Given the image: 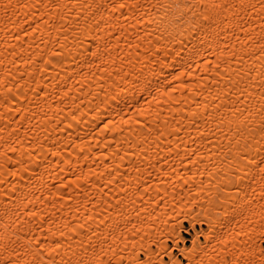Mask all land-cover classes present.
<instances>
[{
    "label": "bare ground",
    "instance_id": "bare-ground-1",
    "mask_svg": "<svg viewBox=\"0 0 264 264\" xmlns=\"http://www.w3.org/2000/svg\"><path fill=\"white\" fill-rule=\"evenodd\" d=\"M260 156L264 0H0V264H264Z\"/></svg>",
    "mask_w": 264,
    "mask_h": 264
},
{
    "label": "rangeland",
    "instance_id": "rangeland-1",
    "mask_svg": "<svg viewBox=\"0 0 264 264\" xmlns=\"http://www.w3.org/2000/svg\"><path fill=\"white\" fill-rule=\"evenodd\" d=\"M202 163V162H201ZM205 166H207V165H201L200 163H196V164H194L193 166H192V168H191V170L192 171H190V175H193L194 174V169L196 170H201V169H203ZM211 166H214V167H216V164L215 165H212V164H209L208 165V167L207 168H210ZM218 168H220L221 167V163L217 166ZM226 168H228V170L229 171H235V170H237L238 169V167H232V166H226ZM207 196H206V192H202L201 194H200V196H194V197H191L190 199H188V200H186V202H187V204H186V206L184 205V204H182V208L181 207H176L177 209L173 212L174 213V215H176L177 217H179V215H177V210H179L180 212H182V210H183V208H187V206H191L192 207V209H191V212L193 213V214H198L200 217H203L204 216V211L207 209L209 212H210V206L208 205V204H206L208 201L207 200H205V198H206ZM244 199H246V197H248V192L246 193V194H244ZM179 205V204H178ZM231 206H233V205H231ZM232 208V207H231ZM231 208H228L229 210L231 209ZM229 210L228 211H226V212H228V213H226V215H222V214H220V208H219V212H217L215 215H216V217H217V223L218 222H221L220 223V225H221V227L223 228V229H226L225 228V225H227V223L226 222H223V221H225V219L227 218V217H229ZM225 217V218H224ZM189 227V223L188 222H183L182 224H181V228H182V230L180 231V235L182 236V237H184V239H185V244L186 245H189L190 243H191V239H192V237L194 236V234H195V232L196 231H199V230H206L207 228H208V226H206V225H199V224H196V226H195V229H190V230H188V231H186V229ZM235 230H236V232L238 231V232H241V229H237V227H235ZM149 237V238H148ZM129 239H131V238H129ZM144 239V240H143ZM200 239H202V240H204V237H200ZM137 237L136 236H134V239H132V241L130 240L129 242V246L128 247H126V248H129L130 249V251H131V253H132V255H133V253L134 252H136L138 249V246H137V243L139 242H137ZM142 240L143 241H140V242H143V243H145L146 241H148V243H149V241H150V243H151V237L149 236V234H148V236L147 235H145L144 236V238H142ZM132 242H133V244H132ZM173 244V242L172 241H170V240H168L167 241V246H170V245H172ZM219 244V243H218ZM137 246V248H136V246ZM179 245H183V243L182 242H180L179 243ZM150 247H151V250H152V253H151V255L149 256V258H148V260L147 261H151V264H156V262L154 261V259H155V256H157V258L160 256L159 255V253L160 254H163L162 253V251L161 250H159L158 249V247H159V244L157 243L156 244V242L153 244V243H151V245H150ZM261 247L262 248H264V241H262L261 242ZM125 248V250H127ZM136 249V250H135ZM124 250V251H125ZM129 250H127V252H128ZM130 251H129V253H127L126 251H125V253H123V254H127V255H129V257H128V259L130 258V260H131V253H130ZM173 253L174 254H178V251L177 250H174L173 251ZM200 255H196L195 256V258H196V260H200L199 257ZM125 257V256H124ZM123 257V259H122V263L123 264H130L131 262H132V260L130 261H128V259H126V258H124ZM146 255L144 254V253H140L139 254V257H138V259L137 260H146ZM179 259H180V261L181 262H183V263H185V262H187V260L186 259H183V260H181L182 259V256L181 255H178L177 256ZM102 260H100V264L102 263V264H113L112 263V259H110V258H107L108 260L106 261V259L104 258V256H102ZM104 259H105V261H104ZM133 259V258H132ZM163 259H164V261H168V262H170V259L167 257V256H163ZM238 260V259H237ZM103 261H104V263H103ZM147 261H145V263L147 262ZM200 261H202V260H200ZM204 261V260H203ZM202 261V262H203ZM126 262H128V263H126ZM130 262V263H129ZM96 263V262H95ZM134 263H135V261H134ZM200 263V262H199ZM198 262H197V264H199ZM97 264H99L98 263V261H97ZM202 264V263H201ZM203 264H204V262H203Z\"/></svg>",
    "mask_w": 264,
    "mask_h": 264
},
{
    "label": "snow or ice",
    "instance_id": "snow-or-ice-1",
    "mask_svg": "<svg viewBox=\"0 0 264 264\" xmlns=\"http://www.w3.org/2000/svg\"><path fill=\"white\" fill-rule=\"evenodd\" d=\"M202 2H203V0H202ZM210 6L214 7L215 5H210ZM6 7H7V5H6ZM119 7L120 8H124L125 5L122 3V4L119 5ZM258 156H259V153H258ZM256 159H257L256 157H252L249 160V162L250 163H254V162H256ZM257 167L259 168V170L261 172H264V156H260L259 157V162L257 164ZM261 254H262V256H264V250H262ZM51 264H55V259H52ZM223 264H240V262H239V260H229V259H225L223 261Z\"/></svg>",
    "mask_w": 264,
    "mask_h": 264
}]
</instances>
